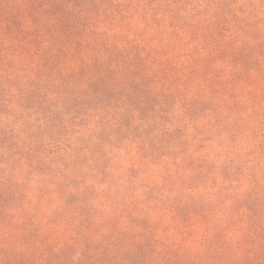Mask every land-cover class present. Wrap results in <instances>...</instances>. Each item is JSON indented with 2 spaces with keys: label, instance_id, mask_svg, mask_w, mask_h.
<instances>
[{
  "label": "trees",
  "instance_id": "16d2710c",
  "mask_svg": "<svg viewBox=\"0 0 264 264\" xmlns=\"http://www.w3.org/2000/svg\"><path fill=\"white\" fill-rule=\"evenodd\" d=\"M0 264H264V0H0Z\"/></svg>",
  "mask_w": 264,
  "mask_h": 264
}]
</instances>
